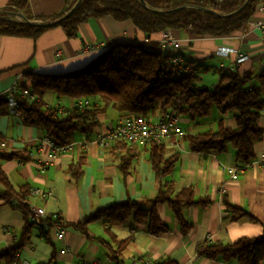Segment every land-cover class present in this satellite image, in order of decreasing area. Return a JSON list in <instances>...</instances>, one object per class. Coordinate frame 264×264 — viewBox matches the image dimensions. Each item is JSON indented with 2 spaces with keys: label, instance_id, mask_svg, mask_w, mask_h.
I'll return each instance as SVG.
<instances>
[{
  "label": "crops",
  "instance_id": "obj_1",
  "mask_svg": "<svg viewBox=\"0 0 264 264\" xmlns=\"http://www.w3.org/2000/svg\"><path fill=\"white\" fill-rule=\"evenodd\" d=\"M10 1L0 0V9L7 7ZM68 7L63 0H26L23 14L45 23L65 13ZM259 16V13H254L239 31L217 37L176 30L177 44L170 52L198 59L206 66V71L198 75L196 82L199 85L215 86L220 70L234 69L240 74L254 75L264 68V28L251 26L253 19ZM159 36L157 34L152 39L158 40ZM136 40L131 23L119 22L108 16L87 20L73 37H67L60 27L49 28L36 37L0 34V97H5L10 88L14 87L16 91L19 85L25 84L24 74L28 71L68 73L82 68L101 51H86L91 45ZM219 46L233 48L246 55L247 59L235 63L233 53L220 55L216 52ZM43 101L63 108H69L76 102L57 97L52 92L46 93ZM91 101L99 104L97 98ZM120 115L110 104L97 114L98 125L89 136L114 125ZM162 115L157 102L147 108L145 117L155 121ZM220 117L225 127H234L235 120L230 112L221 115L212 106L207 116L194 121L179 116L182 136L162 140L166 157L177 154L176 165L164 178L165 181L172 183L174 192L190 187L195 199L208 202L202 206L181 208L190 225L189 230L181 233L170 208L159 203L156 212L168 227L166 234L151 235L145 224L127 219L124 223L109 225L112 238L104 232L100 221L89 223L86 233L74 229L71 224L110 202L130 199L148 207V201L156 196L159 184L146 159L145 146H116L117 141H114L110 147L103 148L91 142L82 150L76 142L87 135L77 132L72 140L75 142L73 148L52 156L49 144L40 143V139L46 137L45 132L25 124L17 109L13 112L8 109L0 116V152L17 150L26 156L0 158V169L15 191L22 185L28 189H51V195L45 198L29 193L27 202L43 207L45 216L57 215L66 225L62 239L54 238L52 233L48 238L42 237L38 229H33L28 244L20 249L16 260L25 264L43 263L54 252L57 264H115L102 240L116 250L123 264H149L165 259L174 264H238L236 260L223 262L199 257L195 254V247L204 240L232 243L240 237L255 236L264 231V165L258 163L264 157V133L255 143V157L248 165L235 160L231 148L223 153L190 152L183 135L204 129L214 130ZM258 124L264 131V109L260 112ZM79 159L83 160L82 173L78 178H72L66 171ZM127 160L128 164L122 171L120 166ZM232 169L235 177L231 176ZM223 197L245 210L251 218L231 220L222 203ZM24 222L20 210L8 203H0V250L13 245ZM5 227L7 230L3 229ZM119 241L126 243L117 250ZM260 264H264V259Z\"/></svg>",
  "mask_w": 264,
  "mask_h": 264
},
{
  "label": "trees",
  "instance_id": "obj_2",
  "mask_svg": "<svg viewBox=\"0 0 264 264\" xmlns=\"http://www.w3.org/2000/svg\"><path fill=\"white\" fill-rule=\"evenodd\" d=\"M63 1L68 4L69 10L78 0ZM245 1L80 0L77 7L60 22L34 25L6 17V13L14 10L24 13L26 7V0H11L7 7L0 9V34L36 37L49 28L60 27L67 37H73L87 20L108 16L119 22L131 23L137 38L135 42L109 45L95 53L82 68L68 73L26 72L25 84L19 85L14 93L16 109L25 124L41 128L54 144L60 146L71 142L77 132L89 136L98 125L97 114L105 111L110 104L120 116L135 113L145 117L147 108L159 102L162 114L171 110L178 117L184 116L191 121L207 116L213 106L221 115L230 112L235 120L234 127H225L220 117L214 130L204 129L185 134L183 140L188 150L223 153L231 148L235 160L249 163L255 157L254 145L264 133L258 124L260 112L264 109V68L254 75L240 74L234 69L220 70L215 86L199 85L196 82L198 75L207 69L201 61L163 50L159 39H152L165 28L188 31L197 36L233 34L254 15L256 7L263 0H248L242 9L236 11ZM177 55L182 57L180 64L173 61ZM23 90L33 94L34 98L29 100L23 97ZM48 92L75 101L86 100L88 106L63 108L47 105L43 98ZM96 98L99 104L91 101ZM8 109L7 99L0 97V116L6 114ZM124 145L130 144L117 141L116 146ZM143 146L159 184L156 196L148 201V207L130 199L110 202L71 224L74 229L86 233L89 223L100 221L104 232L110 234V224L124 223L130 219L133 223L145 224L151 235H164L168 227L161 222L156 212V205L164 203L177 219L181 233L185 234L189 230L190 225L183 217L181 208L202 206L208 202L195 199L190 187L174 192L172 183L165 181L164 178L176 165L177 154L166 157L161 140L152 139ZM22 156H26L23 151L0 152V158ZM127 164L128 160L120 166L122 171ZM82 165L83 160L79 159L69 166L66 173L78 178L82 173ZM0 185L3 188L0 190V203H8L20 210L25 220L13 245L0 250V263L11 264L16 261L20 249L28 244L31 232L37 226L30 220L28 186L22 185L15 191L1 169ZM222 203L231 220L251 218L245 210L230 204L225 197ZM61 223L66 226L64 222ZM110 236L114 238L112 234ZM45 238H48L47 234ZM101 242L111 252L115 264H123L116 250ZM125 243L117 242L116 249L120 250ZM195 254L208 260L260 264L264 259V231L255 236L240 237L232 243L204 240L196 245ZM38 264H57L54 252L46 262ZM152 264L174 263L165 259Z\"/></svg>",
  "mask_w": 264,
  "mask_h": 264
},
{
  "label": "built area",
  "instance_id": "obj_3",
  "mask_svg": "<svg viewBox=\"0 0 264 264\" xmlns=\"http://www.w3.org/2000/svg\"><path fill=\"white\" fill-rule=\"evenodd\" d=\"M213 3H220L223 0H208ZM255 13H259L260 16L254 18L251 22V26L253 28H264V2L260 3L256 7ZM6 17L10 19H14L19 22H23L22 18H26L22 12L19 10L8 12L6 13ZM28 20H34L31 18H27ZM159 43L160 47L163 50H170L172 47L176 46L177 44V37L175 31L171 28H165L161 31L159 36ZM110 43L100 42L95 45H91L86 48V51H93V50H103L107 48ZM216 52L220 55H227L228 53H233L235 55V63L243 62L247 59V56L241 53H238L235 49L226 47V46H219L216 49ZM173 61L175 63H182V57L177 55L174 57ZM15 90L14 87L10 88L7 91L6 99L8 102V107L11 112L14 110L16 111V98H15ZM23 97L32 100L34 95L28 92L27 90H23L21 92ZM74 106L82 108L83 106H88V102L86 100H77ZM170 136L175 138H179L182 136V131L178 124V116L171 110L165 112L162 117L158 120L151 121L148 120L141 114H128L120 116L116 123L105 129L104 131H100L95 133L93 136H85L81 141L76 142V145L80 146L82 150H84L87 145L91 142L98 144L103 148L110 147V144L114 141H124L130 145H145L149 140H164ZM40 143H48L51 148V155L57 156L61 153L73 148L75 142L71 141L64 145H56L52 140H50L47 136L40 139ZM253 162V161H252ZM258 163L264 165V157L258 160ZM245 165L251 164L244 163ZM41 169L43 167L41 166ZM231 176L235 177V171L232 169L230 170ZM29 193L31 195H36L40 198H45L51 195V189L42 190L36 187H30ZM30 210V220L34 224H36L38 231L42 237H46V234H53L54 238L62 239L64 237V226L61 223V218L57 215L53 216H45V212L43 207L35 205V204H28ZM49 219V220H47ZM63 222V221H62ZM7 230V228H3ZM44 232V235L42 234ZM17 264H25L24 262H18L17 260L14 261ZM152 264V263H149Z\"/></svg>",
  "mask_w": 264,
  "mask_h": 264
},
{
  "label": "water",
  "instance_id": "obj_4",
  "mask_svg": "<svg viewBox=\"0 0 264 264\" xmlns=\"http://www.w3.org/2000/svg\"><path fill=\"white\" fill-rule=\"evenodd\" d=\"M80 0H78L68 11H66L65 13H63L60 17L50 21V22H45V23H36L32 20H28L27 18H22L24 23H28V24H34V25H39V24H54V23H58L60 22L62 19H64L65 17H67L78 5ZM248 0H246L244 2V4L242 6H240L236 11H239L240 9H242V7L247 3ZM207 11L213 12L210 9H206Z\"/></svg>",
  "mask_w": 264,
  "mask_h": 264
},
{
  "label": "bare ground",
  "instance_id": "obj_5",
  "mask_svg": "<svg viewBox=\"0 0 264 264\" xmlns=\"http://www.w3.org/2000/svg\"><path fill=\"white\" fill-rule=\"evenodd\" d=\"M33 21H34V22H36V23H39V21H38V20H36V19H34Z\"/></svg>",
  "mask_w": 264,
  "mask_h": 264
}]
</instances>
